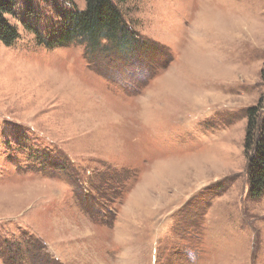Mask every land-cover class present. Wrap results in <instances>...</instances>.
Returning a JSON list of instances; mask_svg holds the SVG:
<instances>
[{"label": "rangeland", "instance_id": "1", "mask_svg": "<svg viewBox=\"0 0 264 264\" xmlns=\"http://www.w3.org/2000/svg\"><path fill=\"white\" fill-rule=\"evenodd\" d=\"M119 6L135 51L38 43L85 0L7 16L0 264H264L245 152L248 110L264 115V0Z\"/></svg>", "mask_w": 264, "mask_h": 264}, {"label": "trees", "instance_id": "2", "mask_svg": "<svg viewBox=\"0 0 264 264\" xmlns=\"http://www.w3.org/2000/svg\"><path fill=\"white\" fill-rule=\"evenodd\" d=\"M119 1L122 0H85L83 10H64L52 28L45 33L36 30L38 43L47 47L85 43L88 52L105 50L107 45L121 51L130 49L140 43L139 37L126 22ZM15 6L16 0H0V41L6 45L13 44L19 37L17 28L7 17L15 15ZM261 77L264 80V67ZM260 111V107L248 110L245 138L249 160L248 195L252 199L264 196V115L260 116Z\"/></svg>", "mask_w": 264, "mask_h": 264}]
</instances>
